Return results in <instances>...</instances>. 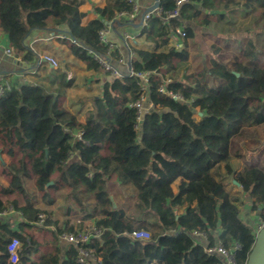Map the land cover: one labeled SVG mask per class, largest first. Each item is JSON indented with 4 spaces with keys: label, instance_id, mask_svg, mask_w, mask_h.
Wrapping results in <instances>:
<instances>
[{
    "label": "trees",
    "instance_id": "obj_1",
    "mask_svg": "<svg viewBox=\"0 0 264 264\" xmlns=\"http://www.w3.org/2000/svg\"><path fill=\"white\" fill-rule=\"evenodd\" d=\"M59 1L72 8L84 2ZM246 1L257 6L258 19L242 34L247 43L241 56L231 66L212 59L209 68L190 74L182 70L194 36L189 24L210 23L200 16L214 7L212 0H188L168 22L153 16L139 35L152 49L131 48L134 73L151 74L144 93L138 77H116L95 59L108 58L114 66L117 51L108 55L99 33L119 25V15L132 13L134 2L108 0L103 9L95 8L101 19L86 26L82 14L68 9L73 55L110 78L84 121L65 107L72 85L65 72L54 91L26 84L0 98V264H10L8 246L15 238L21 242L17 264H78V248L61 243L59 234L91 224L102 235L84 246L92 256L89 264H223L222 257L206 252L218 239L226 248L238 245L237 264L247 263L256 232L238 204L248 205L249 216L264 222V170L242 165L235 144L264 125V0ZM159 6L173 11L175 0H160ZM182 25L187 37L180 47H170L171 35ZM167 78L166 89L183 100L159 92ZM143 94L154 108L138 122L130 105ZM27 181L38 195L29 192ZM112 184L135 189L133 210L114 207ZM64 190L66 203L73 204L68 203L66 219L56 221L38 204L54 205ZM72 217L80 219L78 226ZM135 230H151V240H132ZM194 230L205 232L207 240L197 242Z\"/></svg>",
    "mask_w": 264,
    "mask_h": 264
},
{
    "label": "crops",
    "instance_id": "obj_2",
    "mask_svg": "<svg viewBox=\"0 0 264 264\" xmlns=\"http://www.w3.org/2000/svg\"><path fill=\"white\" fill-rule=\"evenodd\" d=\"M129 1L139 7V12L133 17V12L121 13L118 17L120 24L109 25L105 30L107 42L113 45V51H117L114 67L123 75H127L131 68V48L151 50L153 47L151 43L141 40L139 35L144 28L143 15L154 5V0ZM212 2L214 7L204 9L200 16V19L207 16L210 18L207 26L189 24L194 36L188 41L190 60L183 68L188 74L198 72L192 71L191 62L201 49H210L211 60L231 66L235 58L241 56L247 43V38L242 34L258 19L257 6L246 0ZM107 3L108 0H84L79 8H72L59 0H0V77L11 87L32 84L42 86L50 92L57 88L60 74L65 72L72 83L66 90L65 107L80 121H84L77 114V106L83 104L88 107L87 110L91 109L93 99L101 94L103 84L110 76L88 70L73 55L69 44H74L75 41L69 36L67 25L73 13L68 9L72 8L82 14V25L86 26L93 20L101 19L95 8L103 9ZM172 46L180 47L181 41L170 37V47ZM6 49L11 51L10 56L5 54ZM43 56L57 60L58 67L52 66L48 61H41ZM210 80V86L215 87L213 79ZM250 131L257 134L258 142L251 143L250 138L240 142L243 152L240 163L260 167L264 156V125ZM235 192L241 193L240 187L235 188ZM244 207L249 208L248 205ZM245 216L244 218L243 215L245 220L251 219L254 223L249 213ZM53 218L59 220L56 216ZM70 219L75 226L80 223L79 218Z\"/></svg>",
    "mask_w": 264,
    "mask_h": 264
},
{
    "label": "built area",
    "instance_id": "obj_3",
    "mask_svg": "<svg viewBox=\"0 0 264 264\" xmlns=\"http://www.w3.org/2000/svg\"><path fill=\"white\" fill-rule=\"evenodd\" d=\"M186 2H188V0H175V9L173 11H166L164 7L159 6L157 9L153 11L146 12L142 18V25L146 26L147 22L155 15L163 16L164 22H168L172 19L178 18L180 15V7L182 6V4ZM138 12H139V7L137 5H134V9H133V13L131 14L132 15L131 17H133ZM99 36L101 41L106 45H108V55H110L114 47L113 45H109V43L107 42L105 30L100 31ZM186 37H187V32H186V27L184 25L177 28L176 32L171 35V38L177 39L179 41H182ZM5 54L10 56L11 51L9 49H6ZM95 59L101 64L102 68H104L106 71L110 72L112 75L116 77H122V74L112 65V63L109 60H107L108 58L104 59L95 56ZM41 61H48L54 67H58L59 65L58 61L50 56H43L41 58ZM128 74L135 75L140 79L141 91L144 93L149 86V78L151 75L150 72L134 73V71L130 68ZM170 82L171 79L167 78L165 80L164 85H162L159 88V92L173 99L183 100L181 96L174 95L166 89V85ZM11 88H12L11 85L3 77H0V98L6 93V91L11 90ZM145 103H146V99L143 94L140 97V99L136 100L130 105V107L135 108L137 110L138 122L141 121L144 114L149 113L154 108L151 102L148 103L147 105ZM77 137L81 138V134H77ZM39 218L40 219L38 221V225L43 226L45 221V214H41ZM261 223L262 224H260L258 230L262 227L264 222L261 220ZM101 235H102V230L97 228L94 224H91L87 229L83 231H78L76 233H68V232L60 233L59 241L66 245H75L78 248L79 251V256L77 258L78 264H89V259L92 258V256L89 254V252H87L84 246L91 244L97 239H100ZM191 235L196 239L197 242L207 240L206 233L199 230L192 231ZM129 236L131 237L132 240H136V241L148 242L151 240V233L146 230H135L132 233H130ZM20 247H21V242L19 239L15 238L10 242L8 246V252L10 255L9 258L10 264H17L19 260L18 251ZM239 250L240 247L238 245H235L232 248H226L223 245L222 241L218 239L217 242L212 247L206 249V252L210 255L214 254L222 257L223 264H237L236 255Z\"/></svg>",
    "mask_w": 264,
    "mask_h": 264
},
{
    "label": "rangeland",
    "instance_id": "obj_4",
    "mask_svg": "<svg viewBox=\"0 0 264 264\" xmlns=\"http://www.w3.org/2000/svg\"><path fill=\"white\" fill-rule=\"evenodd\" d=\"M210 61H211V51H210V49L198 50V54L193 56V60L191 62L192 71L193 70H195V71L198 70V72H199V71L203 70L204 68L210 67ZM182 70L183 71H187V70H184V69H182ZM101 73L103 75L106 74L104 71H101ZM180 76H182V71H180V72H178L176 74V77H180ZM173 77L175 78V76H173ZM207 80H208L209 83H211V80H210L209 77H208ZM87 108L88 107L86 105H83V104L77 106V114L81 116V119H83V118L85 119L86 113L90 110V109L87 110ZM199 118H200V115H198V111L196 110L195 114L193 116L194 122H198ZM256 135L257 134H252L251 133L250 136L245 137L243 139H239L237 141V143L235 144V149L237 151H239L240 154L242 155L243 152H242V150L240 148V145H241L240 142H242L246 138L247 139L250 138L249 141L251 143H257L258 139H257ZM246 164L248 166L253 165L251 163H246ZM260 168L264 170V156H263V159L261 161ZM178 183L179 182L176 181L173 184V189L175 191H177ZM27 188H28L30 193L38 195L37 189L35 188L33 182L27 181ZM229 188L231 190H234V192H235V188L231 184L229 185ZM135 193H136V191H135V189L132 186L128 187V185H121V184H118V185L112 184L111 185V196L113 197V202L116 205V208L125 209L128 212L133 210V199H134ZM238 194H240V193H238ZM66 196H67V191L66 190L61 191L60 193L57 194V201H56V203L54 205L47 207L46 205H44L43 203L40 202V204H38V207H40L41 209L47 210L49 212H52L53 216L54 217L56 216L57 219H59V220H56V221H64V219H66L68 203L69 204H73L72 201H69L68 203H66V200H65ZM238 206H239V208L242 211V216L249 213V208H245L243 202H240L238 204ZM251 217H253V221H254L253 228H254L255 232H257V231H259L258 228H259L260 224H262L261 220L259 219V217L255 216V215H252V214H251ZM146 219H148V218H146ZM149 232L152 233L151 230H149Z\"/></svg>",
    "mask_w": 264,
    "mask_h": 264
},
{
    "label": "water",
    "instance_id": "obj_5",
    "mask_svg": "<svg viewBox=\"0 0 264 264\" xmlns=\"http://www.w3.org/2000/svg\"><path fill=\"white\" fill-rule=\"evenodd\" d=\"M159 5H160L159 0H154V5L150 9H148L147 12L157 9ZM46 156H47V151H46ZM235 185L239 186V184L236 182ZM110 200L113 202L112 196H110ZM114 207H116L115 204ZM246 264H264V223L262 227L259 229V231L256 233L255 243Z\"/></svg>",
    "mask_w": 264,
    "mask_h": 264
}]
</instances>
